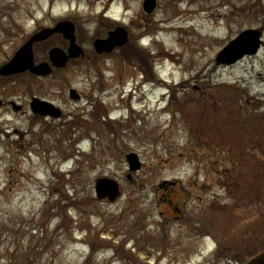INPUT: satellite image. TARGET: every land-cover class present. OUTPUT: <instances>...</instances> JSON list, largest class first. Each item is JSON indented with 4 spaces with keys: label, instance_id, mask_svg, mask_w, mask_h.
Listing matches in <instances>:
<instances>
[{
    "label": "rangeland",
    "instance_id": "obj_1",
    "mask_svg": "<svg viewBox=\"0 0 264 264\" xmlns=\"http://www.w3.org/2000/svg\"><path fill=\"white\" fill-rule=\"evenodd\" d=\"M143 2L0 0V65L62 19L75 22L87 53L48 78L23 79V97L55 104L61 118L23 114L1 125L11 134L0 143L2 263L217 264L216 241L241 245L246 258L262 248L253 227H264V45L235 64L215 59L246 29H262L264 42V0H156L150 14ZM148 21L160 31L137 45L153 53L155 82L123 60L125 47L93 48L117 23ZM67 44L54 35L35 52ZM102 177L119 183L115 201L96 197ZM168 200L193 221L161 215Z\"/></svg>",
    "mask_w": 264,
    "mask_h": 264
},
{
    "label": "water",
    "instance_id": "obj_2",
    "mask_svg": "<svg viewBox=\"0 0 264 264\" xmlns=\"http://www.w3.org/2000/svg\"><path fill=\"white\" fill-rule=\"evenodd\" d=\"M156 0H144L143 8L147 13H152L156 8ZM69 26L66 32L67 38L71 40L70 56L76 57L82 53L79 46L76 45L75 27L69 21H63L57 24L52 29H44L41 32L33 35L31 39L23 46L17 53L15 58L0 69V72L8 75L30 70L36 74H48L52 71L48 63L42 62L39 65L33 64V43L34 41L43 40L53 33L61 31L64 32V27ZM262 32L257 29H248L243 31L237 38L232 40L217 56L216 61L218 64H233L242 59L245 55L256 54L261 45L263 44ZM128 40V31L125 28L118 27L109 33L107 39H97L95 41V48L99 53L111 52L116 46H123ZM73 49H77V53H72ZM51 60L59 67L65 66L69 56L61 49L51 50ZM60 53V58L56 59L55 55ZM53 56V58H52ZM71 96L78 99L79 95L76 90H71ZM38 99H34L33 106L37 110ZM49 105V104H46ZM41 113L44 111L39 110ZM38 111V112H39ZM54 115H60L59 111L53 112ZM127 159L130 163L131 171H136L141 167L138 155L135 153L129 154ZM96 195L99 199L108 198L110 201H115L121 194L119 183L110 178H100L96 181L95 185ZM246 264H264V251L253 257Z\"/></svg>",
    "mask_w": 264,
    "mask_h": 264
},
{
    "label": "flooded vegetation",
    "instance_id": "obj_3",
    "mask_svg": "<svg viewBox=\"0 0 264 264\" xmlns=\"http://www.w3.org/2000/svg\"><path fill=\"white\" fill-rule=\"evenodd\" d=\"M21 44H23V42ZM67 46L68 44L66 45V48ZM11 58L12 57H10V59ZM10 59L8 57V59L3 64H5ZM42 60H48V55L46 56L42 55L41 58H38V54L36 53L35 62H39ZM26 78L42 79V77L34 76L29 73L23 74V72L21 74H14L8 77L0 75V143L5 134H7L8 136L11 135L7 133L8 131L7 129H9V126H7L6 129H4L3 127H1V125L13 124V122L9 121L11 120L12 116L16 118V120L17 118H20L23 120V114H30V115L32 114L31 117L33 118H36L39 116L40 118H44V119L52 118L51 115L42 116L40 114L34 113V110L32 108V98L33 97L30 100L23 97V79H26ZM45 78H48V77H45ZM15 125L16 124L14 123L12 136H14L15 138L21 137V139L23 140V131L15 127ZM160 192H164V190L158 191V193ZM164 194L166 196V193ZM166 203H167V206H165V210L161 211L160 214L163 215L170 222L175 219L180 220L182 222L185 219L189 223L190 221H193L191 220V218H188L186 216V213L183 211L182 206L180 207L172 206L171 204L174 203L172 200H168ZM199 212L200 211H197V210L194 212H191V217L195 219L194 221L195 223H197L199 218L202 217V214H203L202 212L199 214V216L197 215ZM220 242H222V244L217 243V241L215 243V246L213 249V255H214V258L212 259L213 263L220 264V262L223 261L226 264H236L239 261L240 264H242V262L247 259L244 256V254L246 253L245 249L242 248L241 245L237 246V244L235 243H229L228 245H226L225 247L221 249V246H224L223 243H225V241H220ZM228 242H233V241L229 240ZM245 245L246 243L244 244V246ZM219 247H220V250H219ZM11 263L12 261L10 260L7 261L6 263H2L0 261V264H11Z\"/></svg>",
    "mask_w": 264,
    "mask_h": 264
},
{
    "label": "trees",
    "instance_id": "obj_4",
    "mask_svg": "<svg viewBox=\"0 0 264 264\" xmlns=\"http://www.w3.org/2000/svg\"><path fill=\"white\" fill-rule=\"evenodd\" d=\"M134 24L137 25V27L140 29L146 28L144 33H142L143 35L157 32V25H155L156 27H154L152 24L149 23V21H148V25H146V26H145V24H139V23H137V24L134 23ZM123 52H124V55L122 54L123 60L132 62L133 64H135L136 67H139L140 70H142L146 74L147 78L153 79V76H151V75H153V72H152L153 67H152L151 63L154 60V56H152V52L150 49H143V48L139 47L137 45V40H135V41L131 42L129 45H127L125 47V49L123 50ZM160 54L165 56L167 53L162 52V53H159L158 55H160ZM250 99L247 100L248 105L247 104L245 105V107L247 109H251V103H250L251 100ZM255 99H257V98H255ZM256 101L258 102V104L260 106H262L264 108V102L262 103V101L260 99H257ZM254 108H257V107L254 106ZM253 231L259 235V238L262 241H264L263 240V236H264L263 225L254 226ZM260 246L261 247L263 246L262 248H264V242H262Z\"/></svg>",
    "mask_w": 264,
    "mask_h": 264
},
{
    "label": "bare ground",
    "instance_id": "obj_5",
    "mask_svg": "<svg viewBox=\"0 0 264 264\" xmlns=\"http://www.w3.org/2000/svg\"><path fill=\"white\" fill-rule=\"evenodd\" d=\"M187 16H192V15H191V13H188ZM187 19H189V18H187ZM261 49H262V48L260 47L259 50L257 51L256 55L259 53V51H260ZM233 64H235V62H234ZM160 85H161V86H166V84H163V83H162V84H159V86H160Z\"/></svg>",
    "mask_w": 264,
    "mask_h": 264
}]
</instances>
